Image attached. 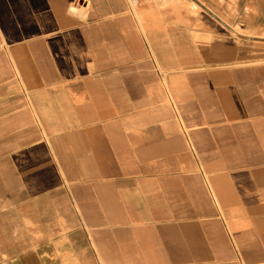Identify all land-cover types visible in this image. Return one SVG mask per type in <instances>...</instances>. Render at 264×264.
I'll use <instances>...</instances> for the list:
<instances>
[{"label":"crops","instance_id":"1","mask_svg":"<svg viewBox=\"0 0 264 264\" xmlns=\"http://www.w3.org/2000/svg\"><path fill=\"white\" fill-rule=\"evenodd\" d=\"M198 1L0 0V264H264V0Z\"/></svg>","mask_w":264,"mask_h":264},{"label":"water","instance_id":"2","mask_svg":"<svg viewBox=\"0 0 264 264\" xmlns=\"http://www.w3.org/2000/svg\"><path fill=\"white\" fill-rule=\"evenodd\" d=\"M195 1L197 4H199L206 12H208L209 14H211L212 16H214L215 18H217L218 20H220L217 16H215L207 7H205L202 3H200L198 0H193ZM254 40H258V41H264L263 38H252Z\"/></svg>","mask_w":264,"mask_h":264},{"label":"bare ground","instance_id":"3","mask_svg":"<svg viewBox=\"0 0 264 264\" xmlns=\"http://www.w3.org/2000/svg\"><path fill=\"white\" fill-rule=\"evenodd\" d=\"M77 10V8H75V7H72V11H76Z\"/></svg>","mask_w":264,"mask_h":264}]
</instances>
